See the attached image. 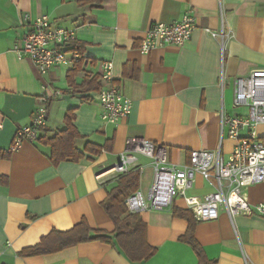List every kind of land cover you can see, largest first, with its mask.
Instances as JSON below:
<instances>
[{"label": "crops", "instance_id": "obj_1", "mask_svg": "<svg viewBox=\"0 0 264 264\" xmlns=\"http://www.w3.org/2000/svg\"><path fill=\"white\" fill-rule=\"evenodd\" d=\"M0 0V264H133L115 244L91 241L60 251L25 256L53 232L64 233L85 221L93 230L113 233L102 208L117 187L112 168L129 138H140L166 149L169 161L189 164L194 151L217 152L228 159L235 147L221 116L244 117L234 108V81L264 69V0ZM91 1V0H90ZM222 8V15L220 13ZM189 14L195 20L190 40L182 47L140 51L155 23H179ZM47 15L76 34L73 47L86 60L79 66H60L39 75L14 47L29 33V21ZM218 34L212 38L205 31ZM113 65L114 83L132 103L130 114L116 124L101 120L98 101L103 63ZM61 92L48 104L47 124L33 143L9 152L18 129L31 124L42 86ZM73 115L79 135L77 161H50L44 140L66 130ZM264 144V124L257 127ZM143 167L138 189L146 196L152 183L150 161ZM104 175L98 181V175ZM216 183L196 176L188 195L201 199ZM251 206L264 204V182L247 190ZM190 212L182 198L172 207L138 215L145 240L154 255L140 264H198L194 251L179 241L188 229L174 212ZM194 239L209 264H264V218L240 216L230 222L224 210L215 221L197 222Z\"/></svg>", "mask_w": 264, "mask_h": 264}, {"label": "built area", "instance_id": "obj_2", "mask_svg": "<svg viewBox=\"0 0 264 264\" xmlns=\"http://www.w3.org/2000/svg\"><path fill=\"white\" fill-rule=\"evenodd\" d=\"M220 5V0H219ZM220 13L222 8L220 6ZM30 31L20 44L14 47L18 59H29L42 77L54 68L81 65L86 57L76 50V34L52 22L47 15H40L29 21ZM195 29V20L189 14L182 16L179 23L165 25L153 24L146 33L140 51L148 53L165 46H184ZM212 38L218 34L205 31ZM113 65L103 63L101 81L105 83L98 94L101 108V120L116 124L127 117L132 108L119 86L114 83ZM43 95L40 106L35 112L31 124L17 130L9 152H17L24 143H33L47 124L48 104L62 96L58 90L42 86ZM234 108L247 109L244 117L221 116V130L226 129L229 141L235 142L228 159L217 152L194 151L189 157V164L179 167L169 161L166 149L140 138H129L119 162L110 170L113 177L132 171L142 173L138 156L150 161L153 171L152 183L146 196L139 190L129 196L124 206L128 213L139 214L147 210H164L172 207L175 198H182L196 222L217 220L220 210H224L231 223L240 216L257 215L264 218V204L251 206L247 190L253 185L264 182V144L259 141L257 127L264 124V69L252 70L243 78L234 81ZM104 175H98L100 178ZM205 181H214V191L198 199L189 196L195 177Z\"/></svg>", "mask_w": 264, "mask_h": 264}, {"label": "trees", "instance_id": "obj_3", "mask_svg": "<svg viewBox=\"0 0 264 264\" xmlns=\"http://www.w3.org/2000/svg\"><path fill=\"white\" fill-rule=\"evenodd\" d=\"M103 0H88L86 3H101ZM73 115L66 116V130L59 131L54 137L44 140L51 149L50 161L57 165L61 162L77 161L82 154L75 149V141L79 139L73 124ZM0 158H8L7 154H1ZM139 174L130 172L117 178V187L108 193L102 203V208L114 225L113 233L109 234L91 229L83 220L72 230L64 233L53 232L34 248H28L21 255L35 256L60 251V249L72 247L80 243L101 241L114 242L133 264H140L149 260L155 253V249L149 247L145 240V226L137 214L127 212L124 202L138 189ZM174 217L185 219L188 229L180 242L187 244L198 258V264H209L203 250L194 239V227L197 222L191 212H174Z\"/></svg>", "mask_w": 264, "mask_h": 264}]
</instances>
